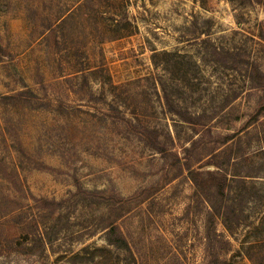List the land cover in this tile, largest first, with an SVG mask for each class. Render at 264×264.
Returning <instances> with one entry per match:
<instances>
[{
	"label": "rangeland",
	"instance_id": "1",
	"mask_svg": "<svg viewBox=\"0 0 264 264\" xmlns=\"http://www.w3.org/2000/svg\"><path fill=\"white\" fill-rule=\"evenodd\" d=\"M240 57L264 0H0V264H264Z\"/></svg>",
	"mask_w": 264,
	"mask_h": 264
},
{
	"label": "trees",
	"instance_id": "2",
	"mask_svg": "<svg viewBox=\"0 0 264 264\" xmlns=\"http://www.w3.org/2000/svg\"><path fill=\"white\" fill-rule=\"evenodd\" d=\"M239 60H240L239 63L242 66L247 67L246 70L248 72L249 78L252 81L256 82L259 85V87L263 90V103H262L261 109L264 110V72L258 68L257 64L254 61H251L250 59L246 57H240ZM204 192H206L205 193L206 199L208 200V202H210L211 206L213 207L215 203L211 195V190L204 191ZM227 224L228 223L226 222V226L230 228L229 225Z\"/></svg>",
	"mask_w": 264,
	"mask_h": 264
}]
</instances>
